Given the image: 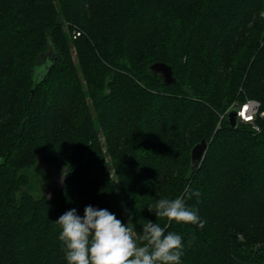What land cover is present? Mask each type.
Returning a JSON list of instances; mask_svg holds the SVG:
<instances>
[{
  "label": "trees",
  "instance_id": "1",
  "mask_svg": "<svg viewBox=\"0 0 264 264\" xmlns=\"http://www.w3.org/2000/svg\"><path fill=\"white\" fill-rule=\"evenodd\" d=\"M248 99L264 111V0H0V264H67L68 210L139 235L178 196L206 221L166 228L181 264H264V116L259 132L222 118ZM39 161L68 170L50 196L29 191Z\"/></svg>",
  "mask_w": 264,
  "mask_h": 264
},
{
  "label": "clouds",
  "instance_id": "2",
  "mask_svg": "<svg viewBox=\"0 0 264 264\" xmlns=\"http://www.w3.org/2000/svg\"><path fill=\"white\" fill-rule=\"evenodd\" d=\"M185 192L188 199L201 196L199 190L192 191L188 187ZM148 209L167 223L161 226L144 220L139 235L131 217L125 224L107 209L88 205L83 217L76 209L66 211L55 223L61 229L59 240L67 264H181L183 238L175 232L166 233V228L176 222L203 229L206 221L201 219L197 209L186 205L184 196L160 199Z\"/></svg>",
  "mask_w": 264,
  "mask_h": 264
},
{
  "label": "rangeland",
  "instance_id": "3",
  "mask_svg": "<svg viewBox=\"0 0 264 264\" xmlns=\"http://www.w3.org/2000/svg\"><path fill=\"white\" fill-rule=\"evenodd\" d=\"M73 50H75V47ZM41 70H44L43 66L38 69V71ZM67 175V169L62 172H57L51 167L45 165L43 162L39 161L36 167H34L30 172L31 184L29 191L36 196H50L53 188L61 187Z\"/></svg>",
  "mask_w": 264,
  "mask_h": 264
},
{
  "label": "water",
  "instance_id": "4",
  "mask_svg": "<svg viewBox=\"0 0 264 264\" xmlns=\"http://www.w3.org/2000/svg\"><path fill=\"white\" fill-rule=\"evenodd\" d=\"M44 70L39 71V75L37 79L39 80L41 77L40 75L42 73L46 72V65L43 66ZM151 69L156 72L162 74L164 81L168 84L172 83L175 81V76H174V71L171 65L164 63V62H155L152 64ZM228 120L230 122V125L232 127L237 126L238 122V109L235 107L233 108L229 113H228ZM209 143L206 139H203L201 142L196 144L193 149H192V163H191V168L192 170L197 169L200 167L205 154L208 150ZM1 159V158H0Z\"/></svg>",
  "mask_w": 264,
  "mask_h": 264
},
{
  "label": "built area",
  "instance_id": "5",
  "mask_svg": "<svg viewBox=\"0 0 264 264\" xmlns=\"http://www.w3.org/2000/svg\"><path fill=\"white\" fill-rule=\"evenodd\" d=\"M76 35H80L81 32L76 31ZM238 109V122L239 123H248L252 126V128L256 131L259 132L261 131V127L258 123V118L264 116V111L261 110V103L256 100V99H248L244 103H238L235 102L223 115L222 118L227 117L228 118V113L233 109V108Z\"/></svg>",
  "mask_w": 264,
  "mask_h": 264
}]
</instances>
